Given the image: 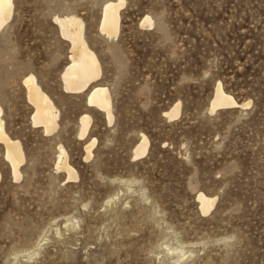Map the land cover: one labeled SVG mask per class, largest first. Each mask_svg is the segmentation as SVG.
<instances>
[{"label":"rangeland","instance_id":"rangeland-1","mask_svg":"<svg viewBox=\"0 0 264 264\" xmlns=\"http://www.w3.org/2000/svg\"><path fill=\"white\" fill-rule=\"evenodd\" d=\"M106 1L14 0L0 28L2 115L26 154L16 180L0 143V264H264V0H126L116 36L100 29ZM67 13L100 58L112 122L64 86ZM29 72L59 107L52 133L32 121ZM219 82L250 104L211 111ZM200 191L217 197L207 212Z\"/></svg>","mask_w":264,"mask_h":264},{"label":"bare ground","instance_id":"bare-ground-1","mask_svg":"<svg viewBox=\"0 0 264 264\" xmlns=\"http://www.w3.org/2000/svg\"><path fill=\"white\" fill-rule=\"evenodd\" d=\"M126 0H107L103 8V16L100 29L109 36H116L121 28V8ZM14 0H0V28H2L12 17L14 11ZM62 35L69 40L72 50L70 61L65 65L62 72V79L67 90L80 92L89 89L88 102L102 109L109 122L114 118L113 100L110 89L107 85L97 82L102 74V64L96 51L90 46L85 34V22L76 13H67L55 17ZM142 25L151 26L154 24L152 15L146 14L142 18ZM24 84L27 87L28 97L34 104L32 121L41 125L46 133L54 132L59 126L60 110L52 96L43 88L38 77L33 72L24 76ZM0 103V143L5 147V157L12 166L14 178L22 176V164L26 161V154L23 143L20 139L14 138L7 131L6 122L3 118V106ZM250 102H238L236 98L225 91L221 82L216 86L215 94L211 102V111L222 107H245ZM181 110V103L177 102L174 107L167 110L170 117L178 115ZM92 117L88 113L81 116L80 135L87 134ZM96 138L90 140L86 145V157L93 154V147ZM150 139L143 134L135 148V155L145 154L150 145ZM57 167L65 169L69 178H77L78 171L71 164L66 148L60 144ZM2 173L0 171V180ZM126 181H130L128 178ZM145 194V193H144ZM146 195V194H145ZM202 209L207 212L215 206L217 197L210 196L203 191L198 193ZM39 240L37 245L42 243ZM36 253V252H34Z\"/></svg>","mask_w":264,"mask_h":264}]
</instances>
